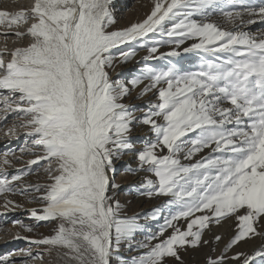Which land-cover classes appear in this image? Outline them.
Returning <instances> with one entry per match:
<instances>
[{"label":"snow or ice","instance_id":"1","mask_svg":"<svg viewBox=\"0 0 264 264\" xmlns=\"http://www.w3.org/2000/svg\"><path fill=\"white\" fill-rule=\"evenodd\" d=\"M116 2L0 10V35L15 38L0 48V131L10 143L25 130L22 146L0 153V208L25 211L32 223H12L28 233L53 226L48 236L14 235L42 248L21 249L20 264L45 253L65 264H186L203 249L204 264H264V31L249 30L264 24V0H151L126 25ZM137 48L147 52L139 61ZM181 48L199 55L196 70L148 63ZM132 63L135 75L113 79ZM10 157L25 167L10 174ZM121 161L140 178L129 194L164 206L129 214L115 180ZM41 169L46 182H30ZM149 220L162 223L138 239ZM13 256L0 264H17Z\"/></svg>","mask_w":264,"mask_h":264},{"label":"rangeland","instance_id":"2","mask_svg":"<svg viewBox=\"0 0 264 264\" xmlns=\"http://www.w3.org/2000/svg\"><path fill=\"white\" fill-rule=\"evenodd\" d=\"M32 0H0V10H7V11H17L21 7H27L31 4ZM151 0H117L116 7L118 9V18L121 21L122 25H126L129 22H135L137 20L143 19L144 13L148 11V6L150 4ZM5 31L3 26H0V33H3ZM154 39H160L159 37H154ZM166 39V38H165ZM14 37H9L7 41H5V38L3 35H0V48H3L5 46V43H7V46L9 48H12L14 46ZM135 47V45H133ZM172 50V47L169 45H164L161 47L160 51L163 53L169 52ZM138 55L136 57V60H142V57L147 55V52L145 49L137 48ZM181 52L180 56L177 57H164L162 59H156L153 61H149L148 63L151 64L153 67L157 69H163L165 66H168L170 64H175L178 67L182 68L183 70H196L199 66V55L196 53H184L183 48L179 50ZM141 65H137L135 63L127 64V65H121L119 68H117L116 72L112 73L113 79L116 78L117 72L123 73L124 78H128L130 75L136 74V69H138ZM135 95V94H134ZM149 99H153L152 94H149L148 97H145L143 99H134L132 102L138 105H144ZM12 118L9 117L8 119V127L11 126ZM20 131V139H12L9 143V140L4 136V133L0 131V153L7 150L8 148L16 149L23 145L25 137L23 135L24 131L23 129ZM134 137L137 138V144L141 143V141L144 139V133H142L139 129H137L134 132ZM17 156H20L21 154L19 152L16 153ZM33 157L31 156H24V160L31 159ZM10 159H13V167L9 168L8 171L11 174L15 169L17 168H24V163H17L15 162V159L10 157ZM128 162L133 163L134 161L131 157L125 158ZM34 168H37V166H33ZM125 163L123 161L118 162L117 164V174L115 177L116 183L121 185L120 188V194L119 199L121 202H127L131 201V204L128 206V212L129 214H135L138 213L142 217L144 215L150 214L152 210L156 207H162L164 206V202L166 198H154L152 200H148L145 198H141L138 195H130V192L135 193V189H130L129 185L135 184L140 179L139 177H132L125 174ZM30 182L36 183V182H46V176L43 173L42 169L36 172L35 174L31 175L29 177ZM2 200V198H0ZM10 199H13L17 202L25 203L23 198L20 196H11ZM40 205L33 204V207H39ZM32 208V207H28ZM1 214L5 215L3 212H0ZM5 216H7L6 219H3L0 217V255H6L9 253H14L13 259L17 261V264H20L21 261H24L27 259L23 255V253L20 251L21 249H31V251L35 254L37 252L42 251V248H37L35 246L29 245V247H26L24 242L19 241L18 244L13 243L14 241L12 239L13 235L16 233L28 235L30 233L23 230V228L19 226H14L12 221L13 220H20L24 224H30L32 221L28 218V215L25 211L17 210L15 212H9ZM142 222H144L142 220ZM44 223V222H42ZM162 223V221L160 222ZM160 223L154 222V221H147L148 228L146 232L138 236V239H144L147 235L152 234L155 232L158 227L160 226ZM52 225L48 224L47 226L39 227L37 229L36 233H31L36 238L40 236H48L52 234ZM6 228H9L6 231H2ZM218 232L224 234L225 240H227V233L226 230L223 228L217 229ZM4 232V233H3ZM6 240V241H5ZM11 241V246L8 244ZM261 243L259 239H256L252 244L245 245V250H250L253 247L258 246ZM7 246H6V245ZM8 246H10L8 248ZM222 246V245H221ZM207 253V249H203L201 251H190L189 253L184 255V259L186 264H204L205 256ZM30 264H52L51 257L47 253H45L43 260H36L31 261ZM65 264V262H64Z\"/></svg>","mask_w":264,"mask_h":264},{"label":"bare ground","instance_id":"3","mask_svg":"<svg viewBox=\"0 0 264 264\" xmlns=\"http://www.w3.org/2000/svg\"><path fill=\"white\" fill-rule=\"evenodd\" d=\"M255 2H257V3H259V0H255ZM249 30H251V31H253V32H258V31H264V24H260V23H257V24H255V25H252V26H250V29ZM0 201H2L1 199H0ZM18 203H22V202H18ZM36 206H37V204H35ZM28 207H33V204H25V208H28ZM19 211V210H18ZM0 212H3V209L2 208H0ZM6 215V214H5ZM5 215H3V214H1L0 213V217H2L3 219H6L7 218V216H5ZM4 229V228H3ZM9 228H6V229H4V230H2V231H6V230H8ZM4 233V232H3ZM15 235V234H14ZM14 235H13V237H14ZM21 235H23V236H33L31 233L30 234H28V235H24V234H21ZM13 237H12V239H11V241L13 240ZM35 237V236H34ZM6 241V240H5ZM11 241H8L9 243L8 244H10V246H11ZM14 241V240H13ZM18 242L19 241H14L13 243H15V244H18ZM22 242H24V241H22ZM25 244H23V245H26V247H29V244L28 243H26V242H24ZM6 245V244H5ZM7 246V245H6ZM10 246H8V248L10 247ZM51 261H52V264H64V261H62V260H59L58 258H56V255H55V253H53L51 256Z\"/></svg>","mask_w":264,"mask_h":264}]
</instances>
